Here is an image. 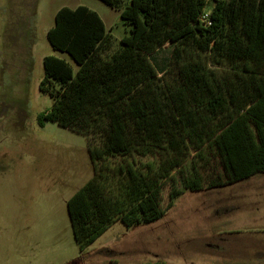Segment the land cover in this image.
I'll return each mask as SVG.
<instances>
[{
  "label": "trees",
  "instance_id": "1",
  "mask_svg": "<svg viewBox=\"0 0 264 264\" xmlns=\"http://www.w3.org/2000/svg\"><path fill=\"white\" fill-rule=\"evenodd\" d=\"M101 1L128 26L119 47L106 53L111 34L96 11L63 6L46 37L64 55L43 56L38 84L52 99L40 124L87 138L92 177L66 202L80 250L115 221L162 215L181 193L173 171L187 161L190 188L264 173V136L247 126L264 131V0ZM167 42L158 70L150 56Z\"/></svg>",
  "mask_w": 264,
  "mask_h": 264
},
{
  "label": "rangeland",
  "instance_id": "2",
  "mask_svg": "<svg viewBox=\"0 0 264 264\" xmlns=\"http://www.w3.org/2000/svg\"><path fill=\"white\" fill-rule=\"evenodd\" d=\"M77 5L103 20L111 34L106 53L117 49L128 26L101 0H0V264H264L245 258L248 243L264 247V205H246L255 196L264 201V190L232 199L223 188H190V161L173 171L181 193L162 215L128 227L115 221L79 249L66 202L92 177L87 138L38 118L52 104L38 88L42 58L64 55L50 46L46 32L59 8ZM171 48L167 42L151 54L156 69ZM247 122L255 140L264 136ZM246 183L264 187V181Z\"/></svg>",
  "mask_w": 264,
  "mask_h": 264
},
{
  "label": "crops",
  "instance_id": "3",
  "mask_svg": "<svg viewBox=\"0 0 264 264\" xmlns=\"http://www.w3.org/2000/svg\"><path fill=\"white\" fill-rule=\"evenodd\" d=\"M252 181L253 182L254 181L256 182L264 181V174L256 173V174L248 176L245 179L237 180L235 182L225 184L224 186H219L215 188H223L227 194L231 193L232 199H235L238 197L242 198L243 196L245 197V195H243L242 193L238 195H236V193L249 191L248 192L249 194L255 195V193H257L258 191L264 190V187L262 185L246 183V182H252ZM232 202H233L232 206H235V203H234L235 201H232ZM246 205H249L255 209L258 206L264 205V201L261 198L258 199V197L255 196V197H252ZM246 246L248 247V249H246L247 254L245 258L247 259V261H249V263L259 262L264 259V247H257V248L252 249L251 248L252 245L249 243Z\"/></svg>",
  "mask_w": 264,
  "mask_h": 264
},
{
  "label": "built area",
  "instance_id": "4",
  "mask_svg": "<svg viewBox=\"0 0 264 264\" xmlns=\"http://www.w3.org/2000/svg\"><path fill=\"white\" fill-rule=\"evenodd\" d=\"M206 16H207V12L204 13L203 17L205 18ZM207 23H209V22L207 21Z\"/></svg>",
  "mask_w": 264,
  "mask_h": 264
}]
</instances>
